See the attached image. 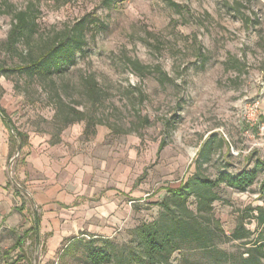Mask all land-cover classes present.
Returning a JSON list of instances; mask_svg holds the SVG:
<instances>
[{"label":"rangeland","instance_id":"1","mask_svg":"<svg viewBox=\"0 0 264 264\" xmlns=\"http://www.w3.org/2000/svg\"><path fill=\"white\" fill-rule=\"evenodd\" d=\"M22 12L30 35L10 46ZM82 19L95 24L62 74L31 79L2 71L27 64ZM90 78L98 85L94 97ZM0 109L27 142L39 137L70 156L86 149L91 163L107 157V149L123 150L118 158L126 189L135 192L127 193V205L139 206L137 224L155 220V204L199 165L211 179L259 166L246 192L216 190L215 218L225 234L216 248L228 255L183 251L170 264H241L264 241V223L255 218L256 208L264 209V0H0ZM6 136L11 141L12 132ZM18 153L6 166L4 188L20 223L6 230L9 215L0 212V264H8L4 255L30 217ZM137 224L120 226L109 238L126 244ZM237 229L243 239L232 237ZM89 242L63 246L47 264H90ZM24 250L32 264L36 249L28 242Z\"/></svg>","mask_w":264,"mask_h":264},{"label":"crops","instance_id":"2","mask_svg":"<svg viewBox=\"0 0 264 264\" xmlns=\"http://www.w3.org/2000/svg\"><path fill=\"white\" fill-rule=\"evenodd\" d=\"M8 131L11 132L9 124L0 116V212L9 215L4 228L13 231L20 223L18 215L11 214L14 205L4 188V171L15 152L23 155L17 176L30 210L24 236L17 238L4 255L8 264H29L24 250L28 242L36 249L37 258L32 264H47L63 246L82 238L110 239L118 227L137 224L139 206L127 205V193L134 197L135 192L126 189L125 166L118 158L125 156L123 150L116 153L107 149V157L95 158L91 163L86 149L70 156L59 145L51 146L42 138L31 137L14 151L19 142L9 141Z\"/></svg>","mask_w":264,"mask_h":264},{"label":"trees","instance_id":"3","mask_svg":"<svg viewBox=\"0 0 264 264\" xmlns=\"http://www.w3.org/2000/svg\"><path fill=\"white\" fill-rule=\"evenodd\" d=\"M86 20L78 21L67 35L47 47L36 58H30L27 64L2 71L18 72L31 79L62 74L74 63L76 53L82 52L86 44V30L95 24V20L88 23ZM31 26L26 13H20L9 34L8 44L14 46L30 35ZM86 83L88 93L94 97L98 90L97 82L90 78ZM78 115L76 121H82L83 114L79 112ZM0 116L9 123L1 109ZM9 126L11 141L18 140L19 145L24 146L28 136L10 123ZM259 169L257 166L251 171L242 170L237 174L222 171L216 179H211L201 171L199 165L187 182L168 190L163 199L155 204L159 208L155 220L144 221L129 231L130 240L126 244L118 245L106 238H90V264H170L173 256L183 251H203L213 258L219 253L228 255L216 248L217 237L225 235L220 222L215 218L214 205L220 199L216 190L224 185L241 193L246 192L255 184ZM261 190L264 192V181ZM256 211V220L263 224L264 209L259 207ZM239 229L233 233V238H244L238 234ZM16 245L20 247L21 244L17 242ZM247 255V258L242 256L241 264H264V241L255 242Z\"/></svg>","mask_w":264,"mask_h":264}]
</instances>
